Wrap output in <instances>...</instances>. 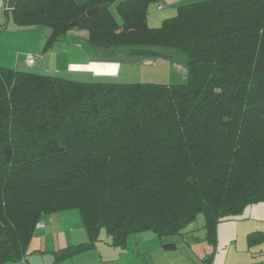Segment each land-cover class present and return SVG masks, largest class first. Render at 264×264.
<instances>
[{
	"label": "trees",
	"instance_id": "1",
	"mask_svg": "<svg viewBox=\"0 0 264 264\" xmlns=\"http://www.w3.org/2000/svg\"><path fill=\"white\" fill-rule=\"evenodd\" d=\"M117 1L19 0L12 12L52 29L46 50L87 32L111 55L182 53L188 79L85 83L0 66V264H28L37 226L63 211H79L88 241L58 260L101 231L114 247L183 235L200 214L216 243L219 223L264 203V0L187 3L159 28L147 7L166 0L118 2L121 23Z\"/></svg>",
	"mask_w": 264,
	"mask_h": 264
},
{
	"label": "rangeland",
	"instance_id": "2",
	"mask_svg": "<svg viewBox=\"0 0 264 264\" xmlns=\"http://www.w3.org/2000/svg\"><path fill=\"white\" fill-rule=\"evenodd\" d=\"M0 1L4 4L0 6V66L20 72L58 76L70 81L91 82L90 78H85L80 74L67 71L55 72L56 69L58 71L65 69L67 64L66 60L58 64L55 55L70 50L78 58L80 54L86 55L82 50L92 47L86 44L84 49L79 50L73 43L74 40L69 39L71 35L67 34L61 36L59 42L46 50V43L52 35V29L46 26L19 25L14 19L13 12L6 9L8 0ZM124 1L127 0H118L110 6L111 12L119 23L122 22V18L117 4ZM199 1L207 0H170L168 3L165 1L162 10L159 9L160 4L151 3L147 7L148 25L150 28H159L165 19L177 15L179 5ZM84 36L87 39L91 38L89 34ZM91 50L99 54L95 51L97 49L92 48ZM29 55L35 56L34 66H29L26 62ZM73 58L76 56L73 55L69 60L73 61ZM172 59L170 63L166 62L157 70L123 64L120 78L97 82L158 84L186 82L188 77L184 74L186 64L182 53L176 52ZM74 214L78 217V224H81L79 211L74 210ZM72 219L75 220V217H70L68 220L71 224ZM185 232L183 235L162 239L151 232L131 235L126 241L127 248L124 249L128 252H138L141 257H138L134 263L130 260H123L119 264H264V203L247 208L238 219L219 223L215 230L216 243L207 239L208 232L205 228L203 214L198 215ZM101 236L106 239V232L103 231ZM165 244L172 246L164 247Z\"/></svg>",
	"mask_w": 264,
	"mask_h": 264
},
{
	"label": "crops",
	"instance_id": "3",
	"mask_svg": "<svg viewBox=\"0 0 264 264\" xmlns=\"http://www.w3.org/2000/svg\"><path fill=\"white\" fill-rule=\"evenodd\" d=\"M166 1L167 3L170 2V0ZM181 5H179V7ZM160 6H163L164 8V5L160 4L159 9ZM72 32L73 31L68 33V35H71L69 39L74 40L73 43L77 45L79 50L84 49L86 46L85 41L87 40L84 35H87L88 33L76 31V33L72 34ZM85 49L86 50L82 51L83 53L85 52L84 54H86V57L83 54H80L77 58V55L74 52L71 53L70 50L55 55L58 64H62L63 60L67 61L65 69H59L60 71L56 69L55 72L67 71L68 73L80 74L85 78H90L89 80H91V82H97L100 80L112 81L120 78L123 64L157 70L163 67L166 62L170 63V61L173 60L165 58L131 57L127 55H119V53L117 55H111L106 50V52L103 50H95L99 52L98 54L95 52L93 53L91 50L92 48ZM89 50H91V52ZM175 54L176 53L172 52L173 56ZM73 55L76 56V58H73L74 60L70 61L69 59H71ZM184 74L188 76L187 69H185ZM70 217H75V220L72 219V224L68 222ZM74 223L76 225H74ZM80 223L81 224H78V217L74 214V210L63 211L54 214L51 217L43 218L42 222L37 226L34 237L31 240L29 247L30 251L35 252L34 255H53L55 257V262L53 264H119L122 263L123 260H130L134 263L138 257H141L138 252H128L125 250L127 245L124 247L112 246L111 238H109L107 234L106 239H104V237L102 238L101 235L103 231H101L99 241L92 248L76 254L71 258L58 260L55 256V252L88 241V236L83 223ZM21 264L27 263L21 262Z\"/></svg>",
	"mask_w": 264,
	"mask_h": 264
},
{
	"label": "water",
	"instance_id": "4",
	"mask_svg": "<svg viewBox=\"0 0 264 264\" xmlns=\"http://www.w3.org/2000/svg\"><path fill=\"white\" fill-rule=\"evenodd\" d=\"M19 0H8L7 1V6L6 9L8 11H12L15 9V6ZM99 7H93L91 8L87 13L86 16H91L94 13L98 11ZM85 16H81L79 19H77L75 22L72 23V27H76L78 23H80ZM55 262V257L53 255H46V256H41V255H33L28 258V263L29 264H53Z\"/></svg>",
	"mask_w": 264,
	"mask_h": 264
},
{
	"label": "built area",
	"instance_id": "5",
	"mask_svg": "<svg viewBox=\"0 0 264 264\" xmlns=\"http://www.w3.org/2000/svg\"><path fill=\"white\" fill-rule=\"evenodd\" d=\"M4 4H3V2L2 1H0V6H3ZM160 9H163V6H160ZM35 56H33V55H29L28 57H27V60H26V62H27V64L29 65V66H34L35 65Z\"/></svg>",
	"mask_w": 264,
	"mask_h": 264
}]
</instances>
